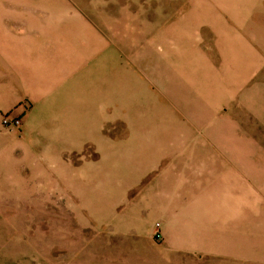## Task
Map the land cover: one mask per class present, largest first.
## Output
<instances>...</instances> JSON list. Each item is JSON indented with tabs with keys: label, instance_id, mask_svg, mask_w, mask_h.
<instances>
[{
	"label": "crops",
	"instance_id": "0c3cea01",
	"mask_svg": "<svg viewBox=\"0 0 264 264\" xmlns=\"http://www.w3.org/2000/svg\"><path fill=\"white\" fill-rule=\"evenodd\" d=\"M155 9L149 38L136 42L134 55L123 50L136 63L137 75L120 76L119 93L122 104L139 109L166 101L178 112L170 114L169 125L177 130L128 183L110 172L100 148L97 157L80 158L91 140L77 138L79 98L91 80L78 72L69 45L59 41L58 54L49 56V41L30 31V9L0 8V61L7 63L8 74L30 66L34 73L24 98L32 105L20 115L21 144L26 157L38 160L32 169L55 185V205L113 212L130 199V189L150 177L133 197L134 217L140 218L135 222L147 229L151 219L139 210L149 206L166 237L183 249L204 223V247L221 249L222 208H239L240 215L255 206L250 174L255 144L264 142V0H191L167 8L166 17ZM85 217L79 219L89 221Z\"/></svg>",
	"mask_w": 264,
	"mask_h": 264
},
{
	"label": "rangeland",
	"instance_id": "374dc122",
	"mask_svg": "<svg viewBox=\"0 0 264 264\" xmlns=\"http://www.w3.org/2000/svg\"><path fill=\"white\" fill-rule=\"evenodd\" d=\"M12 1L0 0V8L30 9L31 33L49 41L45 52L56 56L59 41L69 45L65 48L78 72L91 80L79 98L77 138L91 140L80 149V158L97 157L100 148L115 178L120 175L119 181L134 183L140 169L162 149V140L177 130L169 125L170 114L178 112L170 111L164 100L143 109L122 104L120 76L137 75L136 63L124 51L134 55L136 42L149 38L156 7L164 13L159 16L166 17L167 8L191 0ZM15 18L19 22L21 16ZM32 68L8 74L7 63L0 61V264H264V142L255 144V170L250 174L255 206L240 215L239 208H222L221 249L204 247L200 238L204 223L201 231H192L190 248H178L179 241L166 237L162 220L149 206L139 210L151 219L147 229L135 222L140 218L134 217L133 197L150 177L130 189V199L113 212L106 207L55 205V185L42 181L38 168L32 169L38 160L25 156L20 126L2 121L3 114L16 118L32 105L24 99L33 80ZM21 96L24 101H14ZM4 105L10 108L2 109ZM124 205L131 206L126 212L129 220ZM85 216L89 221L82 222L79 218ZM155 221H160L159 239L153 233ZM240 226L243 232L236 239Z\"/></svg>",
	"mask_w": 264,
	"mask_h": 264
},
{
	"label": "built area",
	"instance_id": "2783aa9c",
	"mask_svg": "<svg viewBox=\"0 0 264 264\" xmlns=\"http://www.w3.org/2000/svg\"><path fill=\"white\" fill-rule=\"evenodd\" d=\"M3 116V123L6 124L9 127H19L20 126V121L21 117L18 116L16 118H10L8 115H2ZM154 236L159 239L162 237V230L160 226V221H155V226H154Z\"/></svg>",
	"mask_w": 264,
	"mask_h": 264
}]
</instances>
